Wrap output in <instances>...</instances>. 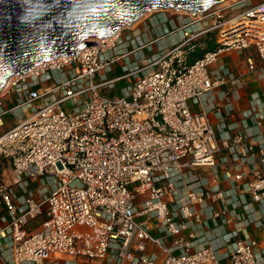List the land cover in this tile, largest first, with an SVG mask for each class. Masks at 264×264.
I'll list each match as a JSON object with an SVG mask.
<instances>
[{
	"label": "built area",
	"instance_id": "obj_1",
	"mask_svg": "<svg viewBox=\"0 0 264 264\" xmlns=\"http://www.w3.org/2000/svg\"><path fill=\"white\" fill-rule=\"evenodd\" d=\"M150 17L156 24L143 31L124 27L6 83L0 156L11 182L1 176L0 264H258L264 258L256 240L225 228L236 208L264 204V147L256 152L248 129L236 126L217 137L206 113L190 108L221 86L236 93L237 80L224 67L210 74L220 55L253 48L264 65V0L140 19ZM117 63L121 74L107 78ZM222 150L228 190L217 183ZM197 168H210L208 184L193 175ZM29 182L45 190L35 194ZM13 185L23 189L20 198ZM40 216V227L28 230ZM150 222L171 238L169 247L151 233ZM204 227L216 236L190 251L188 239Z\"/></svg>",
	"mask_w": 264,
	"mask_h": 264
},
{
	"label": "crops",
	"instance_id": "obj_2",
	"mask_svg": "<svg viewBox=\"0 0 264 264\" xmlns=\"http://www.w3.org/2000/svg\"><path fill=\"white\" fill-rule=\"evenodd\" d=\"M154 19L150 17L145 20H138L132 26V31H143L155 25ZM170 41L171 38L163 39L164 44H169ZM248 61L253 62L254 70L248 69ZM219 67H224L237 80L236 85L232 87L236 90V93L231 91V86L229 85L215 88L207 93L198 105H191V111L194 113H206L217 137H219L220 133H233L232 127L234 126H236L237 130L248 129V133L251 134L250 141L254 144L255 151L258 152L259 147H264V65L259 60L255 50L248 48L242 52L229 51L220 55L216 64L209 69L210 74ZM224 93H227L226 97H222ZM227 104H230L229 109L226 108ZM254 120L260 121L258 128H255ZM225 155L226 150H222L217 155L216 165L217 183L222 190L230 188L229 183L223 179V170L219 164L220 158ZM192 173L198 178L200 183L208 184L210 182V168H197ZM2 175L3 182L9 184L11 182L9 169L3 172ZM12 189L17 198L23 195V189L20 185H13ZM28 190L35 194H41L45 189H42V186L37 182H29ZM241 191L239 189L238 193H241ZM248 210L250 211L248 212ZM262 214H264V204H251L248 209L238 207L232 214L234 221L230 225L225 226V228L227 231L237 230V237L240 239L250 238L256 240L258 250L264 251V215ZM43 219V216H40L31 220L27 224V229L30 231L38 229ZM149 225L151 233L161 237L164 244L169 247L171 238H166L162 232L155 228L154 222H150ZM216 233L215 230H209L206 227L196 230L195 238L193 240L188 239L192 243L190 251L197 249L199 244L209 243L216 236ZM186 234L185 232L184 236ZM153 251L154 253L156 252V250ZM258 264H264V258H259Z\"/></svg>",
	"mask_w": 264,
	"mask_h": 264
},
{
	"label": "water",
	"instance_id": "obj_3",
	"mask_svg": "<svg viewBox=\"0 0 264 264\" xmlns=\"http://www.w3.org/2000/svg\"><path fill=\"white\" fill-rule=\"evenodd\" d=\"M227 0H159L153 5L151 0H130L136 7V11L127 19L120 13L118 20H105L104 28L98 32H81L78 39L75 35L57 25L53 18L60 11L55 8L49 15L34 25L23 22V8L20 0H0V53H2L13 66V72H9L8 78L0 82V94L8 80L15 76L25 75L36 66L56 60L60 57L76 56L83 50L97 45L93 40L110 38L124 27H130L137 22L144 13L157 10L185 11L192 14L203 13L214 6ZM46 4H52L53 0H44ZM65 0H61L63 5ZM96 11V10H94ZM46 22H53L52 29L44 28ZM43 39L51 45L44 47L39 45Z\"/></svg>",
	"mask_w": 264,
	"mask_h": 264
},
{
	"label": "clouds",
	"instance_id": "obj_4",
	"mask_svg": "<svg viewBox=\"0 0 264 264\" xmlns=\"http://www.w3.org/2000/svg\"><path fill=\"white\" fill-rule=\"evenodd\" d=\"M202 2H210V0H202ZM20 3L23 8L21 19L29 25L36 24L55 8H60L53 18L55 25L72 32L77 39L81 32L91 34L104 28L102 22L105 20H118L120 13H123L124 19L127 20L136 11L130 0H65L63 5L61 0H53L52 4H46L44 0H20ZM151 3L155 6L159 0H151ZM53 27V22L44 24L46 29ZM41 44L44 47L51 45L43 39L40 40L39 45ZM10 71L13 72V66L0 53V82L8 78Z\"/></svg>",
	"mask_w": 264,
	"mask_h": 264
},
{
	"label": "rangeland",
	"instance_id": "obj_5",
	"mask_svg": "<svg viewBox=\"0 0 264 264\" xmlns=\"http://www.w3.org/2000/svg\"><path fill=\"white\" fill-rule=\"evenodd\" d=\"M233 1H234V0H233ZM231 2H232V1L228 2L227 4H229V3H231ZM227 4H226V5H227ZM173 12H174L173 10H157V11L147 12V13H145V15H142V17L151 16V15H157V14H162V13L170 14V13H173ZM211 47H212V45H210V48H211ZM194 56H195V55H194ZM120 66H121L120 63H117V66H113V68H112V72L109 73V74H107V78L115 77V76L121 74ZM126 82H127V81H126ZM119 84H120V83H119ZM121 84L124 85V84H125V81H123ZM68 108L71 109L72 106H71L70 104H68ZM4 121H5L6 123L10 122V121H11V117H7V118L5 117V118H4ZM8 169H9V167L6 168L3 172L7 171Z\"/></svg>",
	"mask_w": 264,
	"mask_h": 264
},
{
	"label": "trees",
	"instance_id": "obj_6",
	"mask_svg": "<svg viewBox=\"0 0 264 264\" xmlns=\"http://www.w3.org/2000/svg\"><path fill=\"white\" fill-rule=\"evenodd\" d=\"M9 167V163L6 159L0 156V179L2 176L3 171Z\"/></svg>",
	"mask_w": 264,
	"mask_h": 264
},
{
	"label": "bare ground",
	"instance_id": "obj_7",
	"mask_svg": "<svg viewBox=\"0 0 264 264\" xmlns=\"http://www.w3.org/2000/svg\"><path fill=\"white\" fill-rule=\"evenodd\" d=\"M230 1H233V0H227V1H225L224 3H222L221 5H226V4H227L228 2H230ZM179 12H180V11H179ZM134 24H135V23H134ZM134 24H133V25H134ZM133 25H132V26H133ZM115 35H116V34H115ZM115 35H113V36H115ZM113 36H112V37H113Z\"/></svg>",
	"mask_w": 264,
	"mask_h": 264
}]
</instances>
